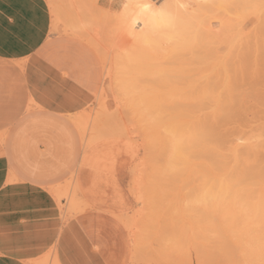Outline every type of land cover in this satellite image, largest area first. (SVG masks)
<instances>
[{
    "label": "rangeland",
    "instance_id": "374dc122",
    "mask_svg": "<svg viewBox=\"0 0 264 264\" xmlns=\"http://www.w3.org/2000/svg\"><path fill=\"white\" fill-rule=\"evenodd\" d=\"M47 5L52 34L91 45L103 77L64 116L69 138L50 131L54 164L68 170L48 187L53 219L70 233L85 210L117 219L136 263L264 264V0ZM25 69L0 64V90L23 91ZM22 95L16 104L34 110ZM58 249L29 262L62 264Z\"/></svg>",
    "mask_w": 264,
    "mask_h": 264
},
{
    "label": "crops",
    "instance_id": "0c3cea01",
    "mask_svg": "<svg viewBox=\"0 0 264 264\" xmlns=\"http://www.w3.org/2000/svg\"><path fill=\"white\" fill-rule=\"evenodd\" d=\"M0 64L26 68L19 74L23 91L0 90V130L10 131L0 148V264H31L54 243L62 264H146L134 261L123 225L101 211L79 213L71 222L75 233L53 219L48 187L62 183L68 170L54 164L62 159L52 156L50 131L69 138L64 116L82 111L99 92L93 47L61 30L52 34L47 0H0ZM16 94L34 99V110L16 104Z\"/></svg>",
    "mask_w": 264,
    "mask_h": 264
},
{
    "label": "bare ground",
    "instance_id": "6f19581e",
    "mask_svg": "<svg viewBox=\"0 0 264 264\" xmlns=\"http://www.w3.org/2000/svg\"><path fill=\"white\" fill-rule=\"evenodd\" d=\"M143 11L145 12V13H147L148 15H150V16H156V15H158V13L160 12V9H158L156 6H153L152 4H151V1H148V3H147V5L144 7V9H143ZM141 21V20H140ZM212 132V131H211ZM213 133V132H212ZM211 136H212V134H211ZM217 136H215V138H216ZM220 137V136H219ZM211 138H214V137H211ZM224 139V138H223ZM219 140V139H218ZM215 141H216V139H215ZM224 141V140H223ZM225 146V145H224ZM231 148V146H228V148ZM238 147V146H237ZM239 148V147H238ZM226 150H227V148H226ZM245 150H247V149H245ZM212 151V150H211ZM228 152V151H227ZM233 152H237V151H233ZM233 152L231 153V152H228L229 154L231 153V154H233ZM239 152H240V150H239ZM241 152H242V150H241ZM240 152V153H241ZM238 153V152H237ZM246 153V152H245ZM254 153V152H253ZM257 153H259V152H257ZM256 153V154H257ZM211 157H213V156H215V153H214V151H212L211 152ZM226 156H227V159H228V155L226 154ZM252 156V155H251ZM252 160V159H251ZM213 161V160H212ZM211 161V162H212ZM216 161V160H215ZM241 161V160H240ZM262 162V161H261ZM224 163V162H223ZM222 163V164H223ZM236 163V162H235ZM214 164V163H213ZM212 164V165H213ZM221 164V163H220ZM225 164V163H224ZM214 165H216V163L214 164ZM237 165V164H236ZM261 165H263V164H261ZM235 166V165H234ZM254 166V165H253ZM253 166H252V168H253ZM221 167V166H220ZM251 167V166H250ZM214 168H216V171H217V166H215ZM238 168V167H237ZM236 168V169H237ZM254 168H255V166H254ZM253 168V169H254ZM264 168V167H263ZM249 169V168H248ZM219 170H221L220 172H222L223 170L221 169V168H219L218 169V171ZM215 171V172H216ZM246 173V172H245ZM231 174V173H230ZM253 173L251 172V173H249V175H252ZM263 174V173H262ZM246 175V174H245ZM228 254V253H227ZM230 254V253H229ZM217 258H218V256H217ZM231 258V257H230ZM208 261V260H207ZM205 263V262H204Z\"/></svg>",
    "mask_w": 264,
    "mask_h": 264
},
{
    "label": "snow or ice",
    "instance_id": "6c2138e0",
    "mask_svg": "<svg viewBox=\"0 0 264 264\" xmlns=\"http://www.w3.org/2000/svg\"><path fill=\"white\" fill-rule=\"evenodd\" d=\"M11 22H13V23H14L15 21L13 20V21H11Z\"/></svg>",
    "mask_w": 264,
    "mask_h": 264
}]
</instances>
